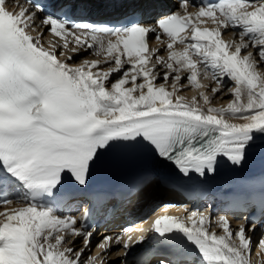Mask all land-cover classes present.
<instances>
[{"label":"snow or ice","instance_id":"1","mask_svg":"<svg viewBox=\"0 0 264 264\" xmlns=\"http://www.w3.org/2000/svg\"><path fill=\"white\" fill-rule=\"evenodd\" d=\"M135 15L75 20L39 0H0V264H107L113 244L129 264L143 228L104 236L85 258L93 232L63 214L94 166L142 152L204 177L220 158L242 167L264 141V0H178L152 22ZM218 95L230 98L214 106ZM233 206L248 210L236 228L227 214L163 205L184 214L152 220L167 253L158 264H264V229L253 240L264 180Z\"/></svg>","mask_w":264,"mask_h":264},{"label":"bare ground","instance_id":"2","mask_svg":"<svg viewBox=\"0 0 264 264\" xmlns=\"http://www.w3.org/2000/svg\"><path fill=\"white\" fill-rule=\"evenodd\" d=\"M127 2H128V0H123L121 6L123 8H127V7H129V5H132V3H133V2H128V3ZM137 4H139V0L137 1ZM8 6H9V8L13 7V5L11 3H9ZM156 15L161 16V14H156ZM160 16H158L157 18H159ZM146 19L148 21H150V19H152V18L148 15ZM37 23H39V21H37ZM229 38H232L231 32H229L227 35H225V39H229ZM46 39H47V37H46ZM204 83L211 84L210 81H204ZM211 86H214V84H211ZM182 94L185 95L186 97L190 98L193 93L191 90H186ZM229 98L230 97H228V96L218 95L217 98L213 99V105L214 106H220L224 103H227V100ZM262 146H264V141H262L260 138H258L257 144L254 145L252 149H255L257 147H262ZM216 176L221 177L223 179V181L226 182L225 186H228V187L230 185H232L234 182H236L237 180L244 178L245 176H252L253 179L259 180V179L264 177V160H262L258 163H252V164L251 163H244L242 167H234L230 163L217 165L216 171L214 174H206L204 177H200L197 174L193 173L188 177H184L182 179V181H184L185 183H188L189 181H198V182L204 183L206 180H211V178L216 177ZM157 192L158 191L156 189H152L150 191H147L144 194V197H147V199L145 200L144 204H142L138 207V209L134 208V205L136 203H133V202H131V203L127 202V203L122 205V209L120 212L126 213L127 216H129L128 220L126 221L127 224L128 225H137V228H143L144 229V233H136L134 231L133 236L135 237V235L144 234L148 237V239L146 240V242L144 244L137 246V247L132 249V252L128 256L129 264H136V261L138 260V258H137L138 254L140 252L144 251V248L151 246L152 244H155V242L152 239V235H151V233H149L148 229L150 227L152 220L155 218L156 215H164V214H167V215H183L184 214L183 211L181 209H178V208H168L167 211L165 212L163 210V205L161 206L160 209L154 207L153 205H150L152 202H154V200L156 198L155 194H157ZM158 193H160L161 195L164 194V192L162 190L159 191ZM164 197H165L164 205L165 204L183 205V206H187V208L189 209L188 203L185 201H182V199L174 192L170 191V192L166 193V195ZM166 199H169V201H167ZM207 202H208V200H203L201 203V208L199 210L203 211L206 209L210 213H212V215L214 217L216 215L227 214L230 216V218L232 220V227L236 228L238 226L237 225V219L242 218L243 215L237 216L234 213H225L222 211L221 208H219L217 206L216 207H210L209 206L207 208V206H208ZM189 210H191V209H189ZM71 215H73V214H71ZM73 216H76V215H73ZM76 217H78V216H76ZM142 219L147 220V223H142ZM116 220H118V217H116ZM118 224H119V222H114L111 225L102 228L99 235H97L94 239L91 240V244L97 245L99 242L102 241L104 236H112L114 238L116 235L122 234V231L117 228ZM262 229H264V226L263 225L259 226L258 229L256 230V234L260 233ZM218 234H219V231H218ZM81 246H82V240L78 241L76 244L77 248H79ZM97 251H99V249H96L93 252L87 253L85 258H87V255L96 254ZM118 252H122V244L120 246H116L115 244H113V247L108 252L107 257H106L107 264H120V256H119ZM252 258L255 261V259H256L255 253H253Z\"/></svg>","mask_w":264,"mask_h":264}]
</instances>
